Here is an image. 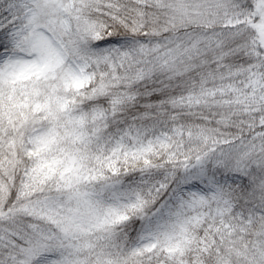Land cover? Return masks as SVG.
Wrapping results in <instances>:
<instances>
[{
  "label": "snow or ice",
  "instance_id": "6c2138e0",
  "mask_svg": "<svg viewBox=\"0 0 264 264\" xmlns=\"http://www.w3.org/2000/svg\"><path fill=\"white\" fill-rule=\"evenodd\" d=\"M0 264H264V0H0Z\"/></svg>",
  "mask_w": 264,
  "mask_h": 264
}]
</instances>
